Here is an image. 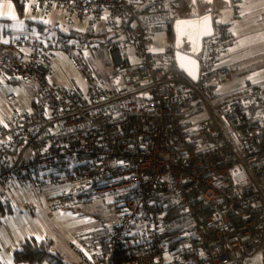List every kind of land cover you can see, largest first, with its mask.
<instances>
[{
  "label": "built area",
  "instance_id": "2783aa9c",
  "mask_svg": "<svg viewBox=\"0 0 264 264\" xmlns=\"http://www.w3.org/2000/svg\"><path fill=\"white\" fill-rule=\"evenodd\" d=\"M21 1L32 18L63 20L51 35L27 25L10 43L16 57L0 52V77L39 84L34 109L0 128V199L16 184L50 207L117 196L106 246L70 243L83 264H250L264 252V84L222 99L236 79L229 25L216 24L189 81L169 77L154 51L176 0ZM78 25L88 37L72 34ZM56 52L70 55L85 91L55 81ZM101 52L107 76L89 61Z\"/></svg>",
  "mask_w": 264,
  "mask_h": 264
},
{
  "label": "crops",
  "instance_id": "0c3cea01",
  "mask_svg": "<svg viewBox=\"0 0 264 264\" xmlns=\"http://www.w3.org/2000/svg\"><path fill=\"white\" fill-rule=\"evenodd\" d=\"M176 1L174 17L176 15L177 17L179 15V17L191 15L189 11L190 0ZM22 5L21 13L13 0H0V30L6 34L0 42V52H11L16 56V51L10 43L24 32L27 25L38 27V24L42 23L47 26V33L51 35L62 23L61 14H59L60 17L54 18L51 23H46L41 13L32 18L30 11L23 3ZM9 12L15 16V19L7 15ZM220 18L223 23L229 25L234 41L231 69L236 74V79L225 85L220 92L222 99L228 100L235 94L243 92L249 83L264 84V0H239L235 5L231 0V6L221 11ZM81 26L78 25L76 30H80ZM167 34L170 47H174L177 56H179L180 51L175 48V32L173 40L169 39L170 30ZM186 46L184 44V47ZM171 59L170 57L167 66L171 63ZM55 81L59 83L56 77ZM13 115L14 111L8 110L7 101L0 95V128ZM22 188V185L16 184L10 197L5 199L11 204L12 212L0 214V243L3 245V250L0 251V264H29L16 263L13 256L14 252L26 240L33 238L39 241L54 240V251L62 253L69 262L83 264L79 256L71 250L69 245L72 241L68 242L66 239L68 234L60 232L53 223V219L45 216L46 211L49 210L59 218L71 217L74 214L71 213L70 209L50 207L47 203V194L42 195V193H39L42 202L38 200L37 203H29L21 193ZM19 203L28 204V207H21ZM59 239L63 242L61 243ZM80 241L82 239L76 242Z\"/></svg>",
  "mask_w": 264,
  "mask_h": 264
},
{
  "label": "rangeland",
  "instance_id": "374dc122",
  "mask_svg": "<svg viewBox=\"0 0 264 264\" xmlns=\"http://www.w3.org/2000/svg\"><path fill=\"white\" fill-rule=\"evenodd\" d=\"M60 17L58 13H53L50 17L45 19L46 23H51L54 18ZM82 28L87 27L82 25ZM155 43V53L160 59L168 61L171 57L169 54V40L167 32H158L152 36ZM97 58L102 63H96V59L92 57L89 59L90 63L95 69V72L100 76L110 75L112 72L111 56L108 52H101ZM56 67V79L60 85L71 88L75 87L81 91H85L88 83L77 67L72 61L70 55L66 52H56L53 58ZM39 84L35 81H19L14 82L11 78L3 76L0 77V95L7 101V108L10 112L15 111H32L34 109L33 100L34 94L38 90ZM203 135L195 136V139L200 142ZM21 193L29 203H37L42 199L39 196L40 191L33 186H23ZM44 195V194H42ZM27 203V202H26ZM44 203V202H43ZM108 203L116 207L118 205L117 196L108 194L106 196L98 197L91 203H77L69 208L71 217L59 218L49 210L46 211V217L52 218L53 223L63 234H68L67 241L76 242L81 239H90L99 229V220L95 215L98 205ZM21 207H28V204L19 203ZM45 205V204H44ZM116 221V213H112L107 221L108 227H112ZM62 243L63 241L59 239ZM70 246V245H69ZM250 264H264V252L258 250L252 255Z\"/></svg>",
  "mask_w": 264,
  "mask_h": 264
},
{
  "label": "trees",
  "instance_id": "16d2710c",
  "mask_svg": "<svg viewBox=\"0 0 264 264\" xmlns=\"http://www.w3.org/2000/svg\"><path fill=\"white\" fill-rule=\"evenodd\" d=\"M19 12L22 13L23 5L20 0H13ZM171 34L169 39L173 40L174 29L171 27ZM73 35L77 34L82 37H88V33H84L81 30H73ZM7 55L11 57H16L11 52H6ZM169 54L171 55V63L168 66V76L171 78H180L186 79L189 81H194L195 79L189 74L186 68L181 64L180 58L177 56V53L174 47L169 48ZM14 82H19L22 80L12 79ZM35 107V103L33 102ZM95 200V199H94ZM93 201L85 202L91 203ZM11 204L7 200L0 199V214H5L12 212ZM117 208L108 203H103L97 206L95 215L99 220L100 229L92 236L90 239L101 241L106 246L108 238L110 237L113 226L110 228L106 224L109 216L112 213H116ZM178 235L175 234L174 236ZM90 239H82V241H87ZM54 240L45 239V240H36L29 239L26 240L15 252L13 259L16 263H29V264H77L75 262H69L65 259L62 253L54 251Z\"/></svg>",
  "mask_w": 264,
  "mask_h": 264
},
{
  "label": "water",
  "instance_id": "95a60500",
  "mask_svg": "<svg viewBox=\"0 0 264 264\" xmlns=\"http://www.w3.org/2000/svg\"><path fill=\"white\" fill-rule=\"evenodd\" d=\"M190 1L191 15L177 18L174 22L175 48L180 51L181 64L196 80L200 73L199 55L206 40L214 36L215 24L222 22L220 13L231 6V0Z\"/></svg>",
  "mask_w": 264,
  "mask_h": 264
},
{
  "label": "flooded vegetation",
  "instance_id": "af4514ba",
  "mask_svg": "<svg viewBox=\"0 0 264 264\" xmlns=\"http://www.w3.org/2000/svg\"><path fill=\"white\" fill-rule=\"evenodd\" d=\"M180 16V15H179ZM177 17V15H176V17H174L173 19H172V21H171V27H173V29H174V22H175V20L177 19V18H180V17ZM190 16V15H189ZM171 27H170V32H171Z\"/></svg>",
  "mask_w": 264,
  "mask_h": 264
},
{
  "label": "snow or ice",
  "instance_id": "6c2138e0",
  "mask_svg": "<svg viewBox=\"0 0 264 264\" xmlns=\"http://www.w3.org/2000/svg\"><path fill=\"white\" fill-rule=\"evenodd\" d=\"M7 15L10 16L12 19H15V16H13L11 12L7 13Z\"/></svg>",
  "mask_w": 264,
  "mask_h": 264
}]
</instances>
